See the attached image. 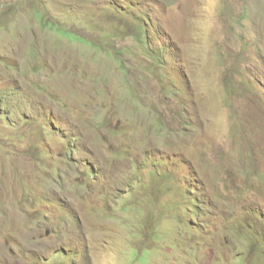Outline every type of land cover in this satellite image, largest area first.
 Instances as JSON below:
<instances>
[{
	"label": "rangeland",
	"instance_id": "rangeland-1",
	"mask_svg": "<svg viewBox=\"0 0 264 264\" xmlns=\"http://www.w3.org/2000/svg\"><path fill=\"white\" fill-rule=\"evenodd\" d=\"M0 264H264V0H0Z\"/></svg>",
	"mask_w": 264,
	"mask_h": 264
}]
</instances>
